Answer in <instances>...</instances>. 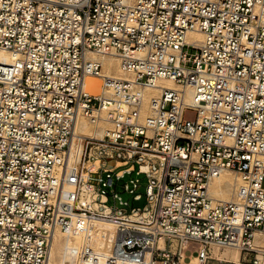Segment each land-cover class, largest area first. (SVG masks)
<instances>
[{"label":"built area","instance_id":"built-area-1","mask_svg":"<svg viewBox=\"0 0 264 264\" xmlns=\"http://www.w3.org/2000/svg\"><path fill=\"white\" fill-rule=\"evenodd\" d=\"M57 230L66 264H264V0H0V264H49Z\"/></svg>","mask_w":264,"mask_h":264},{"label":"bare ground","instance_id":"bare-ground-1","mask_svg":"<svg viewBox=\"0 0 264 264\" xmlns=\"http://www.w3.org/2000/svg\"><path fill=\"white\" fill-rule=\"evenodd\" d=\"M196 37H201L199 33L191 34ZM95 56L103 65V70L106 74H113L116 76L127 77L129 76L121 67L120 60L114 55H101ZM100 77L95 75L87 76L86 83L88 87L93 91H98L100 85ZM160 85L174 87L176 84L171 79H163ZM159 92V89L149 90V96ZM194 97V91H188V99ZM92 125V126H91ZM105 122H100L98 125L91 124L84 116H80L77 123V131L84 134H95L101 136L103 134V129L106 127ZM75 151V145L73 152ZM228 171H233L230 169L223 170L219 175L214 177L209 183V194L211 197L218 200H229L235 196V187L240 184L241 178L237 173L231 174ZM65 236V241H62V236ZM264 240V234H257V240ZM82 236L80 234H74L72 237V243L76 246L82 243ZM69 243V235L57 230L53 240V246L50 256L49 264H66L65 253ZM224 252L218 250L217 247L213 248L214 253L219 255V258L227 259L238 263L240 261V251L238 247H230ZM58 256H61L60 262H57Z\"/></svg>","mask_w":264,"mask_h":264},{"label":"rangeland","instance_id":"rangeland-1","mask_svg":"<svg viewBox=\"0 0 264 264\" xmlns=\"http://www.w3.org/2000/svg\"><path fill=\"white\" fill-rule=\"evenodd\" d=\"M101 79V78H100ZM102 82V79L100 81V83ZM92 126V125H91ZM230 172L231 174H235L233 171H228ZM130 177H134V178H139L140 179V186L139 188L134 192V193H131L130 191L128 190H125L124 187L122 185H120L118 187V191L120 193V195L125 199V200H128L129 203H130V207H134V206H143L146 201H147V198H146V186H147V183H148V180H147V177L146 175L144 174H137L136 172H133L132 174H128L123 180L121 183L125 182V181H128ZM142 194V199L138 200V199H135L134 196L135 194ZM230 199V198H229ZM65 236L63 235L62 236V241H65ZM217 247V246H215ZM219 251L221 252H224L228 249H231L230 247H226V248H219L217 247ZM240 251V250H239ZM215 254V253H214ZM216 256V254H215ZM217 257L219 258V255H217ZM60 258L61 256H58V259H57V262H60ZM222 259V258H220ZM239 263V262H238ZM226 264H234V263H226Z\"/></svg>","mask_w":264,"mask_h":264}]
</instances>
